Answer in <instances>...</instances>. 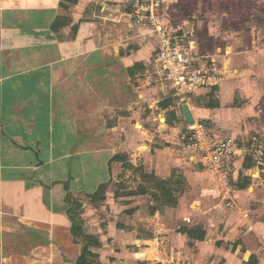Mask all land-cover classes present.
Returning a JSON list of instances; mask_svg holds the SVG:
<instances>
[{
	"label": "crops",
	"instance_id": "crops-1",
	"mask_svg": "<svg viewBox=\"0 0 264 264\" xmlns=\"http://www.w3.org/2000/svg\"><path fill=\"white\" fill-rule=\"evenodd\" d=\"M126 4L0 0V264H76L81 246L67 195H97L103 185L108 191L134 171L129 164L182 182L178 205L153 214L158 223L176 210L183 227L206 231L204 241L179 232L182 240L200 247L210 242L222 254L240 252L248 240L264 249V167L250 158L237 161L234 206H228L182 141L189 127L185 105L216 137L239 147L264 141V39H236L222 20L205 27L206 37L216 39L191 40L201 65L215 62L225 71L222 85L187 98L160 94L157 84L148 87L160 40L132 30ZM136 64L143 68L133 69ZM211 101L218 106L210 108ZM122 155L127 160H114Z\"/></svg>",
	"mask_w": 264,
	"mask_h": 264
},
{
	"label": "rangeland",
	"instance_id": "rangeland-1",
	"mask_svg": "<svg viewBox=\"0 0 264 264\" xmlns=\"http://www.w3.org/2000/svg\"><path fill=\"white\" fill-rule=\"evenodd\" d=\"M164 1L163 11L160 13L164 16V23L173 37L179 36L180 33L186 36H182V39L186 40L216 39L207 38L208 32L203 30L208 26L215 27V23L222 20L225 27L234 32L236 39H264V0ZM167 1L172 4H167ZM130 12L129 8L127 13ZM211 17L217 20L212 18V21ZM137 27L154 34L153 28L148 26L134 24L132 30L138 32ZM119 28L126 29V24ZM156 52L157 50L154 51L149 64L151 74L155 72V78L158 70ZM151 82L149 89L158 87H155L156 82ZM153 98H156L155 94ZM68 176L69 182H66L69 188H72L73 179L71 175ZM121 180V184L106 190L104 195L99 192L93 196H73L77 220L82 223L85 233L94 235L100 241V247L92 249L98 257L90 258L89 261H95L96 264H254L255 261L259 262L257 258L251 262L250 259L258 255L261 264H264L262 242L256 244L254 240H248L250 242H247L240 252L226 248L223 254L216 249V246L221 248L220 246L212 247L210 242L204 247L187 243L179 235V230L186 226L187 222L180 221L176 210H168L169 215L165 213L164 220L158 223L155 221L153 212L157 207L156 193L155 190L149 189L146 194H139L141 186L146 183L139 172L129 170ZM261 180L264 181V175ZM255 185L261 186V183L256 182ZM261 189L263 190V187ZM190 203H186L187 206ZM240 230L246 232V228ZM83 242V239H78L80 246ZM239 243L240 240H237L235 245ZM188 245L190 247L187 248Z\"/></svg>",
	"mask_w": 264,
	"mask_h": 264
},
{
	"label": "built area",
	"instance_id": "built-area-1",
	"mask_svg": "<svg viewBox=\"0 0 264 264\" xmlns=\"http://www.w3.org/2000/svg\"><path fill=\"white\" fill-rule=\"evenodd\" d=\"M164 3V0H127L131 25L152 27L160 40L155 54L157 77L155 80L154 72L153 82L161 92L183 98L200 90L219 88L225 80V71L215 62L201 65L195 42L182 39L185 35L173 37L169 33L160 13ZM182 141L198 156L228 206H234L233 177L237 173V161L250 158L257 169L264 167V141L259 138L239 147L229 139L214 136L205 123L195 121L182 134Z\"/></svg>",
	"mask_w": 264,
	"mask_h": 264
},
{
	"label": "trees",
	"instance_id": "trees-1",
	"mask_svg": "<svg viewBox=\"0 0 264 264\" xmlns=\"http://www.w3.org/2000/svg\"><path fill=\"white\" fill-rule=\"evenodd\" d=\"M75 2V1H74ZM140 69L143 68L142 64H136L133 69ZM171 103V99L168 101H165L162 103L163 106H166ZM210 108H215L218 106L216 102H210L209 103ZM116 161H125L127 160V157L124 155L122 156H116L114 158ZM131 169H134V171L139 172L141 175V178L143 182H146L141 186V190L139 191V194H146L149 189L155 190L156 192V199L157 207H155V213L157 210L160 209V207H174L178 205V198L176 197V193L183 191L182 188V182L181 181H163L155 177L153 174H147L142 168L135 169L131 164L128 166ZM149 185V186H147ZM243 188H246L247 185L242 186ZM107 190V186L103 185L100 187V193L102 195L105 194ZM66 206H67V213L69 216V219L72 223V234L75 239V242L78 243V239H83L84 242L81 246V252L80 256L76 262V264H96L95 261H89L90 258H96L98 257L94 251L93 248L100 247V241L97 237L94 235H89L85 233L84 228L82 227V223L77 220L76 216V207H74V199L71 194H68L66 199ZM184 235H187L191 241H204L206 238V231L204 230L203 226L198 225L193 228H187L183 227L179 230ZM192 244V243H190ZM255 257H252L251 260H254Z\"/></svg>",
	"mask_w": 264,
	"mask_h": 264
},
{
	"label": "water",
	"instance_id": "water-1",
	"mask_svg": "<svg viewBox=\"0 0 264 264\" xmlns=\"http://www.w3.org/2000/svg\"><path fill=\"white\" fill-rule=\"evenodd\" d=\"M182 113H183V115H184V117H185V119L189 125H193L195 123L196 120L194 119V117H193V115H192V113H191V111L187 105H185L182 108Z\"/></svg>",
	"mask_w": 264,
	"mask_h": 264
}]
</instances>
